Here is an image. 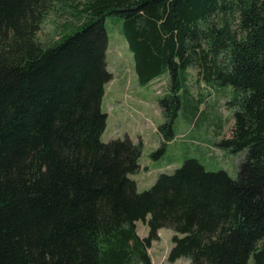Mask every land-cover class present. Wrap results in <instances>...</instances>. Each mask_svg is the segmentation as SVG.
<instances>
[{"label":"trees","instance_id":"obj_1","mask_svg":"<svg viewBox=\"0 0 264 264\" xmlns=\"http://www.w3.org/2000/svg\"><path fill=\"white\" fill-rule=\"evenodd\" d=\"M62 10L74 21L44 43L45 18ZM111 15L139 83L170 74L165 141L179 113L190 128L203 118L187 68L233 88L218 144L245 152L237 178L189 158L138 191L130 174L142 144L101 139L115 120L101 108ZM161 227L174 233L171 261L264 264V0H0V264H152Z\"/></svg>","mask_w":264,"mask_h":264},{"label":"rangeland","instance_id":"obj_2","mask_svg":"<svg viewBox=\"0 0 264 264\" xmlns=\"http://www.w3.org/2000/svg\"><path fill=\"white\" fill-rule=\"evenodd\" d=\"M65 7L59 9L65 10ZM64 10L51 12L45 18L38 33V38L44 43L51 44L58 40L65 32V21L67 19L74 21V17ZM120 21L115 15L105 18L108 35L106 69L112 77L105 85L101 108L103 112L115 117L114 122L118 115L119 117L114 124L111 123L113 121L106 122V129L101 135L102 141L128 137L134 143L142 144V154L136 161L138 169L130 174V178L141 191L151 187L161 171L172 173L184 163L185 158L195 157L205 165L207 171L223 170L232 178H237V166L245 152L235 154L218 144L221 139L228 136L232 125V108L228 104L234 97L233 88L229 85L220 87L213 82L202 81L196 69L187 68L184 86L188 94L200 101L197 106L203 118H200L201 121L198 123L195 122V125L192 123L190 128L188 112L179 113L173 123L174 137L165 141L163 135L159 133V127L166 122L160 108V100L172 94L170 74L165 72L152 82L139 83L137 73L134 71L133 53L121 34ZM110 126H113L111 137L108 133ZM197 150L206 151L207 156H211L216 164L210 166L206 160L207 156L205 160L198 157L201 154ZM166 157L170 160L174 158L175 161L168 162ZM148 170L149 173H146ZM136 232L140 238H144L148 235L149 226L139 220ZM155 234L151 245L147 246L152 264H191L184 256L172 261L169 259L173 245L171 236L174 234L171 229L161 227Z\"/></svg>","mask_w":264,"mask_h":264},{"label":"crops","instance_id":"obj_3","mask_svg":"<svg viewBox=\"0 0 264 264\" xmlns=\"http://www.w3.org/2000/svg\"><path fill=\"white\" fill-rule=\"evenodd\" d=\"M153 80H151L150 82H152ZM110 115L108 114V117H109ZM197 152H199L201 155H198V157H201L202 159H204L205 160V158H206V156H207V154H206V151H202V150H197ZM167 158V157H166ZM195 158V157H194ZM185 159H188V158H185ZM195 159H197V158H195ZM198 160V159H197ZM206 160H207V162H208V164L211 166V164L213 163V158L211 157V156H207V158H206ZM166 161H168V162H172V161H175V159L174 158H171V160L169 159V158H167V160ZM200 161V160H199ZM201 162V161H200ZM202 163V162H201ZM203 164V163H202ZM168 165V164H167ZM204 165V164H203ZM205 166V165H204ZM160 168H162V167H160ZM139 189V188H138Z\"/></svg>","mask_w":264,"mask_h":264}]
</instances>
